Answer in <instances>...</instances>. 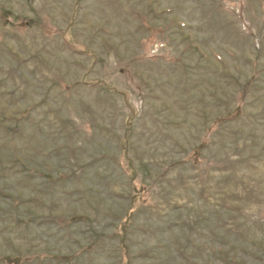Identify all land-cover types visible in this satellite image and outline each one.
<instances>
[{
	"label": "rangeland",
	"instance_id": "rangeland-1",
	"mask_svg": "<svg viewBox=\"0 0 264 264\" xmlns=\"http://www.w3.org/2000/svg\"><path fill=\"white\" fill-rule=\"evenodd\" d=\"M0 264H264V0H0Z\"/></svg>",
	"mask_w": 264,
	"mask_h": 264
},
{
	"label": "trees",
	"instance_id": "trees-1",
	"mask_svg": "<svg viewBox=\"0 0 264 264\" xmlns=\"http://www.w3.org/2000/svg\"><path fill=\"white\" fill-rule=\"evenodd\" d=\"M122 246L125 247V246H124V242H122ZM7 261H8L9 263H16V260H15L14 258H12V259H11V258H7Z\"/></svg>",
	"mask_w": 264,
	"mask_h": 264
}]
</instances>
